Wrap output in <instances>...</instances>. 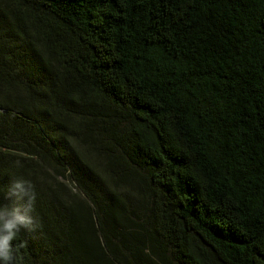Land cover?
<instances>
[{
    "label": "trees",
    "instance_id": "16d2710c",
    "mask_svg": "<svg viewBox=\"0 0 264 264\" xmlns=\"http://www.w3.org/2000/svg\"><path fill=\"white\" fill-rule=\"evenodd\" d=\"M12 264H264V0H0Z\"/></svg>",
    "mask_w": 264,
    "mask_h": 264
},
{
    "label": "clouds",
    "instance_id": "9594fccd",
    "mask_svg": "<svg viewBox=\"0 0 264 264\" xmlns=\"http://www.w3.org/2000/svg\"><path fill=\"white\" fill-rule=\"evenodd\" d=\"M9 197L22 200L23 205H0V264H12V242L23 229H30L33 218L28 215L33 209L35 193L29 180L14 179L9 186Z\"/></svg>",
    "mask_w": 264,
    "mask_h": 264
}]
</instances>
